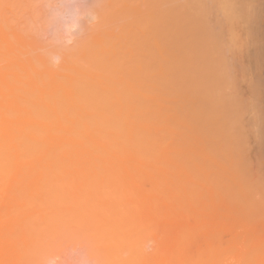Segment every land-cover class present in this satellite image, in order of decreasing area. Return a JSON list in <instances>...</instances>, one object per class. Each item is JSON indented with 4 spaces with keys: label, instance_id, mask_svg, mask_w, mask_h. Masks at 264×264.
I'll list each match as a JSON object with an SVG mask.
<instances>
[{
    "label": "rangeland",
    "instance_id": "rangeland-1",
    "mask_svg": "<svg viewBox=\"0 0 264 264\" xmlns=\"http://www.w3.org/2000/svg\"><path fill=\"white\" fill-rule=\"evenodd\" d=\"M34 1L0 0V264H264V0L245 1L246 5L247 2L249 5L251 4L250 8L252 10L255 8L254 20L251 25L244 24V28L242 27L243 23L241 25L239 23V26L236 25L240 27L238 32L233 30L234 32L230 35L233 37L235 33L239 34L240 36L235 35L239 38L238 43L231 45L230 39H228L230 29L225 30L227 33L224 32L223 38L224 41H229L231 49L225 50L224 59L229 63L230 76L235 81L231 85L217 87V89L213 87V83L215 85L218 70L216 67H206L208 64L205 65L204 63L207 61L214 62V59L210 51L209 53L206 52L205 55L201 51L205 46L211 45L213 40L199 33L193 35L195 31L190 17H193L195 12L188 10L191 0H179L183 2H181L182 4L188 2V5L184 4V6L186 5L185 10H182V5V9L178 8L181 15H177L178 11L176 9L178 6H175L180 2L177 1V3L176 0H174L177 3H174L175 6L170 3V0L169 2L165 0L167 4L172 5V8L171 5L168 8L164 0L163 5L158 0L157 6L160 3L162 6L157 7L154 5L155 7L152 6L153 9L152 11L149 10L150 12L146 8L147 3L151 6V0H142V4L145 3L144 5H141L140 0H137L139 1V7L144 6L140 8L144 10V13L135 6L136 10L141 11V15L144 14L143 17L145 16L144 19L140 20V26L137 25L140 30L134 28L136 26H134V23L142 17L135 8L133 10L136 13L133 12L135 15L138 13V16L135 17V21L132 12L133 25L130 22L132 19L128 15L131 11L130 8V11L126 9L127 14H123V16L120 14L122 21H120L119 16V18L117 17L116 13H119L118 11L115 13L116 17L115 14L113 15L114 18L119 19L118 24L113 22L114 18L110 14L111 21L108 14L110 7H107L110 0H106L107 2L104 0H60L62 2H60L61 6L59 0H54V7L52 5L53 0L51 3L50 0L49 2L47 0H37L36 3ZM123 1L125 2V0ZM123 1H118V4H116L119 11L121 8L124 11L131 4L125 3V7ZM40 2H43L42 5H40ZM44 2L46 3L45 6ZM86 2L88 5H92L91 2L98 4H94L98 6H96L98 9L93 7L98 12L97 16L94 10H91V12H94L95 17L89 13L90 11L86 13L91 8H87ZM47 3H50V7ZM78 3L79 6L76 7ZM100 5L104 7L99 8ZM118 5L121 7L120 9ZM249 5L247 6L249 7ZM60 7L62 8L60 9ZM130 7L133 6L130 5ZM162 7H167L164 10L166 12L164 15H160V13H163L161 11L158 12L159 14L157 13ZM56 8H59V10ZM170 8L172 11H176L172 13ZM36 9L38 11H35ZM40 9L43 14H46V16L44 14L45 17L39 12ZM43 9L48 13L44 12ZM73 9L79 10L77 14ZM187 11L188 13H186ZM30 12L31 15L37 13L35 14L38 16L35 17L34 15L33 20L37 21L39 18L38 25L40 28L36 24L37 22L35 24L31 22ZM58 12L61 13V16ZM147 12L150 13V17ZM174 13H176V16H174L175 21L173 20ZM106 14L110 18L106 21L107 23L105 22L107 20ZM183 14L189 15L183 16ZM26 17H31V20L26 21ZM59 17H61L63 23H60ZM203 17V22L210 26L211 21L207 23L206 19L211 20L213 13L206 14ZM214 17L213 23L216 19L215 14ZM188 18L189 22H187ZM40 19L41 23L43 22L42 27ZM96 19L98 22L102 19V22L100 21L101 26L96 25ZM123 19L127 21L124 22ZM143 20L147 25V28L146 25L144 26L145 30L141 26V24L144 25ZM176 20H178V23ZM27 22L28 24L31 22L32 27L30 26V30L26 27L29 26L26 24ZM147 22L152 25L150 26ZM173 22H176V25ZM113 23L114 25H112ZM180 23H185L182 25L185 27L187 25L188 28H182L183 26ZM213 23L211 26H213ZM61 24H65V27L62 28L63 25ZM179 24L181 27H179ZM33 25L35 28H33ZM128 25H131V27ZM167 25L170 27L169 29ZM45 26L46 29H44ZM176 26L179 28L174 29ZM255 26L257 28H253ZM80 28L85 29L84 34L87 35H83V30ZM33 29L35 30L33 31ZM154 29H158L157 32ZM79 30L80 32H78ZM127 30L132 34H128ZM30 31L35 33L34 37ZM141 31L143 34L140 36ZM76 32L80 34V38H83L84 46L81 44L82 39L80 40L78 37L79 34L73 36V33ZM90 32L93 33L88 36ZM100 32L102 35H100ZM134 34H137L136 37ZM124 35L127 37L126 40L129 38L128 42L132 41L133 44H127L126 40L123 39ZM138 35L140 38L137 37ZM85 36H88L89 39L92 36V38L89 40ZM255 36L256 38H254ZM120 37L122 39L119 41ZM77 38L79 43L76 40ZM146 39L147 41H145ZM52 40H58L57 45ZM135 40L141 41L144 49L153 40H157L160 45L157 43L154 47L150 44L147 46L148 50L146 49L143 52V47L138 42L134 43ZM110 41L117 43L116 45L119 46L121 42L124 44L121 43V47L118 46L119 48L112 44L115 46L113 48ZM142 41L146 43V46ZM86 43L89 49L85 46ZM108 43L111 46L104 47ZM59 44L60 46H58ZM53 45L56 48L55 51ZM163 45L168 50L166 48L164 50ZM127 46L134 47V51L129 50L131 48L127 49ZM123 47L125 51H133V54L136 55L126 51L129 57L125 56L126 53L123 52V54L120 51H124ZM136 47H140L138 48L139 53H137ZM158 48L161 51L163 50L164 54L157 51L160 50ZM189 48L190 51L192 50L191 52L188 51ZM59 49L65 54L62 55V58ZM103 49L107 52L110 51V53L103 51ZM69 50L73 51L69 52ZM78 50L81 53H78ZM55 52H58L60 56H57ZM103 52L104 55L107 54L108 58L101 54ZM158 52L163 55L159 54L158 56ZM70 53L74 57L76 55L78 58L83 59L82 62L79 61V66L81 65L82 69L78 66L77 57L75 59ZM141 53L145 59L140 60L142 61L140 65V61L137 60L138 64L135 62V56L139 57ZM116 54L123 65L125 64L123 60L126 61L127 57H131V63L128 60L126 63L130 65L133 63L136 68L137 65L142 66L141 69L139 67L136 69L144 70L143 72L138 71V75L142 80L138 75L135 78V76L132 77L127 73V76L125 74V72H129L126 71L127 66L126 64V67L122 65L124 71L120 69L122 66H120V61L116 60ZM94 56L98 59L101 57L102 60L100 58L96 61ZM162 56L164 59L161 58ZM71 57L75 61L77 60V65L74 64L75 62L73 63L74 59ZM69 59L72 61H70V65L67 62ZM149 59L153 61L149 63L151 61ZM63 60L65 65L61 64ZM85 61L89 63L87 66L84 63ZM162 61L165 63H162ZM154 62L156 63L154 64ZM199 63L202 65L200 66ZM152 64L155 66L154 69L158 67L162 69L163 67L165 73L163 70L158 71L159 75L157 76L158 73L154 71L158 69L154 70ZM185 64L186 66H184ZM89 65V69L94 66V68L92 67L93 70H85ZM145 66L146 70H148V67L150 68V73L145 71ZM202 66H205V69ZM179 67L181 68L178 70ZM75 68L81 72L76 71ZM133 70L130 73L135 75ZM66 71L71 72V74L75 73L76 76L68 74ZM119 71H121V75ZM151 71L157 77H154ZM176 71L178 74H176ZM135 73L137 74V72ZM142 73L146 76H143ZM151 74L154 78L150 76ZM62 75L64 78L61 77ZM91 75H94V78ZM46 77V80L49 79V81L45 80ZM119 77L122 79L120 80ZM131 77L132 79H130ZM169 77L171 78L169 79ZM123 78L132 80L134 87H130V83L127 84V80L125 81ZM138 78L142 83L137 80ZM162 78L167 80L161 81ZM145 80L147 81L146 87L144 86ZM157 81L163 83V86L161 87L162 84ZM136 82L140 85H136ZM175 82H180V84ZM151 83L152 85H149ZM24 84L28 88H25ZM125 84L128 89L130 88L132 95L136 94L139 88L144 95L147 93L145 94L146 89L144 91L143 88H148L150 91L153 89L150 94L155 93V96H157L156 93L159 90L161 96L163 94L162 98L160 96V100L164 102L160 103L159 100V102L154 103L156 101H154V98L158 99L159 97L154 96L153 98L149 95L153 98L154 107L151 104L152 102H149L151 100H147V95L146 97L140 96V92L137 93L140 98L137 94L134 95L135 97L131 95L134 99L126 98L125 94L129 91L127 87H124ZM90 85L91 89L94 88L93 90L90 88L84 90ZM135 85L140 87L137 89ZM202 85H206L207 88L205 87L204 90ZM152 86L158 88L157 91ZM170 87L171 89H169ZM161 88L163 90H160ZM108 91L111 93L108 94ZM202 91L207 92L203 93ZM116 92H119V94H116ZM105 93L109 95L108 97L106 94L108 98ZM120 93L123 97L125 96V100ZM206 94L209 96L207 97ZM86 95L88 98L85 97ZM104 95L105 97H103ZM211 95L212 98L210 99ZM119 96L122 99L117 98ZM213 96L215 97L213 98ZM228 96L231 98L234 96L237 103L227 101L226 97ZM54 97L60 100H56ZM90 97L93 100H98V102L92 103ZM144 97L146 102L143 101ZM101 98H105L106 100L103 99V101L106 102L104 103ZM141 98L143 102L139 101ZM89 101L91 102L89 103ZM56 102L59 105L64 104L66 109H63V106L61 108L55 107L58 105ZM100 102L103 104L100 105ZM167 102L171 103L172 107H169ZM86 103L87 107L91 105L89 109L86 107ZM115 103L117 106H114ZM71 104L75 105L72 106ZM110 104L116 108L114 109ZM161 104L165 106L163 109L160 107ZM151 105L152 108H157L158 112H156L157 109L156 111L151 109ZM93 106L98 108V113L95 112L96 109L92 108ZM166 106L167 109H165ZM137 107L139 108L137 109ZM105 108L106 111L108 109L107 113L109 112L110 115L108 113L107 116L106 111L103 112ZM127 109L128 111H126ZM135 109L139 112L138 114ZM182 109L184 110L182 111ZM64 110H67V113H64ZM161 110L165 111L164 114ZM40 111H45L46 114L40 113ZM186 111L188 115L185 114ZM127 113L132 116V119L131 116H127ZM156 113H161L162 117L161 115L157 116ZM41 114L42 116L45 114V117L39 116ZM102 115L106 117L102 119ZM64 116L67 118H63ZM176 116H179V119ZM136 117L140 119H135ZM141 118L149 121H142ZM167 120L169 122L171 120V124L165 123L168 122ZM174 120L176 125H173L175 126L172 125ZM179 120L180 122H178ZM139 121H141L140 124ZM141 123L143 125L146 123L147 126H144L148 129L144 130ZM186 123H188V126ZM104 124L109 127L104 126ZM127 124H130L129 127L126 126ZM78 125L81 127L80 131ZM111 125L113 126L111 127ZM131 125H135V129ZM160 125L166 131L164 128H158ZM86 127H88L87 130ZM90 127L91 129H89ZM124 127H127L128 130H125ZM139 127L141 129H138ZM151 127L154 133L161 129L159 134L151 133V129L149 130ZM133 129L136 130L135 133ZM168 131L172 133L169 134ZM103 133L108 135L106 134V137H103L105 136ZM150 134H153L152 139H150ZM173 138L177 139H174L175 141L180 139L179 143L176 142L177 146L174 145ZM166 140L168 142L171 140L172 142L169 143H173L172 145L175 147H172L171 144L169 146ZM180 142L186 144V147L179 145ZM117 145L118 147H116ZM167 146L168 148H166ZM148 148L151 149L147 150ZM148 151L149 153H147ZM205 159L208 161H205ZM218 174H221V177ZM115 187L118 188L115 190ZM92 229H97L98 234H92L90 232ZM117 244L119 246L120 244L124 245L122 248H117L119 247ZM116 245L117 250L114 247ZM96 252L100 259H98V256L96 257Z\"/></svg>",
    "mask_w": 264,
    "mask_h": 264
},
{
    "label": "bare ground",
    "instance_id": "bare-ground-1",
    "mask_svg": "<svg viewBox=\"0 0 264 264\" xmlns=\"http://www.w3.org/2000/svg\"><path fill=\"white\" fill-rule=\"evenodd\" d=\"M2 1H3V0H2ZM14 1H15V0H14ZM35 1L37 2V0H35ZM35 1H34V2H35ZM38 1H39V0H38ZM44 1H46V0H44ZM51 1H52V0H50V3H51ZM55 1H57V0H55ZM55 1H54V0L52 1V2H53V3H52L53 7L55 6ZM104 1H106V0H104ZM112 1H113V2H112ZM112 1H111V0L109 1V2H110V4L108 3L109 6L107 5L108 8L110 7V8H109V12H108L110 18H111V15H112V17L114 18V16L116 17V14H117V17L119 16L120 18H119V17H118V18L120 19V21H122L121 18H122V16H123V14H127V13H126V9H129V8H130L131 11H130V9H129V11L131 12V15H132V16L130 15V12H129L128 15H129V17H131L132 20L130 19V20H131L130 22H131L132 25H133L134 19H135V21H136V18H135V17L138 16V13H137V15H135L136 11L139 12V10H141V11H143V13H144V10L140 9V8H143L144 6L139 7V1H137V0H135V1H134V0H128V1L125 0V2H124L123 0H112ZM118 1H119V2H122V1H123L124 5H125V3H131V4H129V7H126V5H125L126 8H125V10L123 9L125 12L122 11V8L118 5V8H119V9L121 8L120 11H119V10L117 9V6H116V4H118ZM129 1H130V2H129ZM144 1H146V0H144ZM152 1H153V2H152ZM154 1H155V0H151V3H152L151 6H150L149 3H147V4L149 5V7H150V9H149L148 5H147V8L145 7L146 9H148L147 11H149V10L152 11L153 8H151V7H152V6H153V7L157 6V2H158V0L155 1L156 3H155ZM159 1H160L161 3L163 2V0H159ZM167 1L169 2V0H167ZM177 1L180 2V3L182 2V1L176 0V2H177ZM183 1H184V0H183ZM185 1H187V0H185ZM245 1H246V0H191V1H190V5H189L188 10H189V11H194V12H195V15H194V13H192V14L195 16V17L193 16L195 19H194L193 17H190V18H192L191 23L193 24V28H194L193 30L195 31V33L193 32V35L199 33V34L204 35L205 37L210 38V39L213 40V42H212L211 45H208V46H205V47L203 46L204 48H202L203 50H201V51H203L202 53H203L204 55L206 54V52L209 53V51H210V52H211V56H212L213 59H214V62H213V61H207V62H204V63H205V65L208 64V65H206V67H208V66H209V67H216L217 70H218V75H217V78H216L215 85H214V83H213V87H216V89H217V87L220 88V87H223V86L228 85V84L231 85V84H233V82L235 81V80H233L232 77L230 76V66H229V63L226 61V59H224V53H225V50L231 49V48L229 47V43H228L229 41H230L231 45H235L236 42H237V43L239 42V41H238L239 38H237V37L235 36V35L240 36L239 34H236V33H235V35H234L233 37L230 35V34H231L232 32H234V31H235V32H238V30H239L238 28H240V27H238V26H239V23H240V25H241V23H243V26H242V27L244 28V24L251 25L252 22H253V20H254V15H253V13H254L255 8H254V10H252V9L250 8V7H251V6H250L251 4L249 5L248 2H247V5H249V7H248V6L246 5V2H245ZM36 2H35V3H36ZM47 2H49V0H47ZM58 2H59V5H60V2H61V1L59 0ZM63 2H64V1H63ZM99 2H101V1H99ZM106 2H107V1H106ZM114 2H115V3H114ZM116 2H117V3H116ZM132 2H134V3H133L134 5L132 4ZM147 2H149V1H147ZM178 2H177V3H178ZM6 3H7V2H6ZM19 3H20V2H19ZM28 3H29V2H28ZM28 3H27V4H28ZM32 3H33V1H32ZM40 3H41V2H40ZM42 3H43V2H42ZM42 3H41L40 5H42ZM50 3H47V4L49 5ZM56 3H57V2H56ZM61 3H62V2H61ZM89 3H90V2H89ZM91 3H92V5L89 4L90 6L88 5L87 2L85 3L86 6H87V8H88V7H91L90 10L86 11V13L90 11L89 13L92 14V15H94V17H95V14H93L94 12H93V11L91 12V10L98 9V8H97V7H98V6H97L98 4H97L96 2L94 3V4H97V5H96L97 7H96V6L93 4V2H91ZM104 3H105V2H104ZM112 3H114V4L111 6ZM137 3H138V4H137ZM154 3H155V4H154ZM161 3H160V5H161ZM164 3H166V5H167L168 8H169V6H170L171 4H173V6H175V5H174V3H175L174 0H173V2H171V0H170V3H171V4H169V3L167 4V2H166L165 0H164ZM177 3H175V4H177ZM180 3H179V4H180ZM182 3H183V2H182ZM182 3H181L180 5L177 4V5L175 6V7L178 6L177 9H176V8H174V9H176V10L178 11V8H181V5H182V8H183V9H182V8H181V9H182V10H185L184 8L186 7V5H188V2H185V3H186L185 6H184L185 3H184V4H182ZM29 4H30V3H29ZM45 4H46V3L44 2V6H45ZM85 4H84V6H85ZM135 4H136V5H135ZM140 4H141V5H144L145 3L142 4V0H140ZM9 5H10V4H9ZM57 5H58V4H57ZM59 5H58V7H59ZM93 5H94V6H93ZM114 5H115V9H116V10L114 9ZM130 5H132L133 7H130ZM154 5H155V6H154ZM160 5H159V6H160ZM162 5H163V3H162ZM162 5H161V6H162ZM166 5H165V6H166ZM15 6H16V5H15ZM60 6H61V5H60ZM66 6H67V5H66ZM77 6H79V3L76 5V7H77ZM101 6H102V5H100L99 8H100ZM135 6H136V8L139 9V10H136ZM145 6H146V5H145ZM159 6H157V7H159ZM179 6H180V7H179ZM49 7H50V5H49ZM56 7H57V6H56ZM67 7H68V6H67ZM67 7H66V8H67ZM80 7H81V6H80ZM93 7H94V9H93ZM95 7H96V8H95ZM103 7H104V6H102L101 8H103ZM167 7H165V8H167ZM1 8H2V7H1ZM43 8H45V7H43ZM47 8H48V7H47ZM61 8H62V7H60V9H61ZM87 8H86V9H87ZM105 8H106V7H105ZM133 8H135L136 11H134ZM162 8H163V11H162ZM162 8H160V9L158 8L159 11H157V13H158V12L160 13V11L163 12V13H160V15H161V14L164 15V14L166 13V12L164 11L165 8H164V7H162ZM171 8H172V5H171ZM171 8H170V11H172ZM249 8H250L251 10H250ZM53 9H54V8H53ZM56 9H57V8H56ZM67 9H68V8H67ZM77 9H78V8H77ZM81 9H82V8H81ZM88 9H89V8H88ZM106 9H107V8H106ZM111 9H113V10H111ZM146 9H145V10H146ZM174 9H173V10H174ZM181 9H180V11H181ZM45 10H46V9H45ZM49 10H50V9H49ZM49 10H48V11H49ZM57 10H59V8H58ZM57 10H56V11H57ZM73 10H74V9H73ZM84 10H85V9H84ZM154 10H155V9H154ZM167 10H168V9H167ZM176 10H174V11H176ZM186 10H187V9H186ZM10 11H11V9H10ZM35 11H38V9H36ZM43 11H44V9H43ZM54 11H55V10H54ZM74 11H75L76 14H77V12H78L79 10H74ZM94 11L96 12V16H97V15H98V12H97L96 10H94ZM99 11H100V10H99ZM107 11H108V9H107ZM117 11H118L119 13H116ZM133 11H134L135 13H134ZM141 11H140V12H141ZM150 11H149V12H150ZM168 11H169V10H168ZM174 11H172V13H173ZM2 12H3V11H2ZM33 12H34V11H33ZM33 12H32V13H33ZM39 12H41V14H43V12H42L41 9H40ZM39 12H38V14H40ZM44 12H47V11H44ZM61 12H62V10H61ZM83 12H84V11H83ZM112 12H113V14H112ZM127 12H128V11H127ZM132 12H133V14H134V17H133ZM140 12H139V13H140ZM155 12H156V11H155ZM181 12H182V11H181ZM5 13H6V12H5ZM35 13H36V12H35ZM35 13H33V15H31V12H30V15H31V17H32V18H31V17H30V18L32 19L31 22H32L33 24H35V23L37 22L36 24L38 25V24H39V23H38V19H39V18L37 17V18H38L37 21L33 20V19H34V17H33L34 15H35V17L38 16V15H36L37 13H36V14H35ZM47 13H48V12H47ZM56 13H57V12H56ZM58 13H59V12H58ZM79 13H80V12H79ZM81 13H82V10H81ZM84 13H85V12H84ZM115 13H116V14H115ZM147 13H148V12H147ZM159 13H158V14H159ZM176 13H177V12H176ZM176 13H174V15L172 14L173 17L176 16V15H175ZM186 13H188V11H187ZM209 13H213V18H212L211 20H207V19H206L207 23H208L209 21H211V24H212V23H213L212 20L215 18V17H214V14H215V16H216V19H215V21H214V23H213V26H211V24H210V26H209V24H208V26H207V24H205V22H203V20H202V19L204 18L203 16H205L206 14H209ZM27 14H29V13H27ZM41 14H40V17H41ZM44 14H45V13H44ZM44 14H43V16H44ZM59 14H60L59 16H61V13H59ZM62 14H63V13H62ZM90 14H89V15H90ZM110 14H111V15H110ZM114 14H115V15H114ZM118 14H119V15H118ZM120 14H121L122 16H121ZM141 14H142V13H140L139 15L142 16V17H141V18L139 17L140 19H139V21L135 22L136 24L134 23V26L136 25L134 28L139 29V27H138L137 25L139 24V26H140V20H141V19H144V17H145V16L143 17L144 14H143V15H141ZM149 14H150V13H148V15H149ZM158 14H157V15H158ZM178 14L181 15V13H180L179 11H178L177 15H178ZM63 15H64V14H63ZM87 15H88V14H87ZM89 15H88V16H89ZM106 15H107V14H106ZM106 15H105V16H106ZM113 15H114V16H113ZM148 15L146 14V16H147L146 18H147V19H148ZM166 15H167V14H166ZM184 15H185V14H183V16H184ZM186 15H189V14H186ZM186 15H185V16H186ZM4 16H5V15H4ZM45 16H46V14H45ZM45 16H44V17H45ZM48 16H49V15H48ZM73 16H74V15H73ZM78 16H79V15H78ZM83 16H84V15H83ZM90 16H91V15H90ZM150 16H151V15H149V17H150ZM153 16H154V14H153ZM256 16H257V15H256ZM69 17H70V16H69ZM74 17H77V16L75 15ZM94 17H93V18H94ZM102 17L104 18V16H102ZM107 17H108V15L106 16V19H107V20L104 19L105 22L108 21V20L110 19L109 17H108V18H107ZM132 17H133L134 19H133ZM161 17H162V16H161ZM166 17H168V16H166ZM170 17H171V14H170ZM30 18L26 17V21H30V20H31ZM60 18H61V17H59L58 19H60ZM79 18H80V17H79ZM118 18H117V19L114 18L113 22H114V23L117 22V24H118V22H119V19H118ZM155 18H156V17H155ZM176 18H177V17H176ZM186 18H187V17H186ZM186 18H183V19L187 20ZM27 19H28V20H27ZM35 19H36V18H35ZM98 19H99V18H98ZM137 19H138V17H137ZM165 19H167V18H165ZM0 20H1V19H0ZM71 20H73V19H71ZM101 20H102V19H101ZM101 20H100V21H101ZM110 20L112 21V18H111ZM145 20H146V19H145ZM151 20L153 21L152 18H151ZM160 20H161V19H160ZM170 20H171V19H170ZM173 20L175 21V17H174ZM173 20H172V21H173ZM181 20H182V19H181ZM181 20H180V21H181ZM39 21H40V24H41V27H42L43 22L41 23V19H40ZM42 21H43V20H42ZM60 21H61L60 23H63V22H62V21H63L62 19H60ZM96 21H97V19H96ZM100 21H99V22L97 21V23H99V24L96 23V25H100V23L102 22V21H101V22H100ZM123 21L126 22L127 20L125 21V20L123 19ZM149 21H150V19H149ZM152 21H151V23H152ZM154 21H155V20H154ZM176 21H177V23H178V20H176ZM192 21H193V22H192ZM204 21H205V20H204ZM2 22H3V20H2ZM8 22H9V21H8ZM31 22H29V23L31 24ZM45 22H46V21H45ZM47 22H48V21H47ZM143 22H144V20H143ZM163 22H164V20H163ZM187 22H189V18H188V21H187ZM5 23H6V22H5ZM74 23H75V22H74ZM91 23H92V22H91ZM106 23H107V22H106ZM114 23H113L112 25H114ZM127 23H128V22H127ZM145 23H146V22H144V25L141 24V26H142V28H144V30H145V27H144V26L146 25ZM151 23L149 24V23L147 22V24H149L150 26L152 25ZM173 23H174V22H173ZM6 24H7V23H6ZM26 24L29 25V26H26V27H28V29L30 30V29H31L30 26L32 27V25L28 24V22H27ZM55 24H56V21H55ZM75 24H76V23H75ZM158 24H160V23H158ZM158 24H156V25H158ZM164 24H165V23H164ZM169 24H170V23H169ZM174 24L176 25V22H175ZM180 24H181V23H180ZM180 24H179V25H180ZM182 24H183V23H182ZM182 24H181V25H182ZM184 24H185V23H184ZM184 24H183V25H184ZM237 24H238V26H236ZM44 25H45V24H44ZM47 25H48V24H47ZM49 25H50V24H49ZM51 25H52V24H51ZM51 25H50V26H51ZM61 25H63V24H61ZM64 25H65V24H64ZM64 25L61 26V27H62V28L65 27ZM89 25H90V24H89ZM162 25H163V24H162ZM179 25H178V26H179ZM181 25H180L179 27H181ZM183 25H182V26H183ZM188 25H189V24H188ZM33 26H34V25H33ZM56 26H57V25H56ZM71 26H72V25H71ZM100 26H101V25H100ZM107 26H108V25H107ZM128 26L131 27V25H128ZM160 26H161V24H160ZM163 26H164V25H163ZM167 26H168V25H167ZM178 26H176V28H174V29L179 28ZM38 27L40 28L39 25H38ZM72 27H73V26H72ZM91 27H92V26H91ZM97 27H98V26H97ZM97 27H96V28H97ZM113 27H115V26H113ZM116 27H120V26H116ZM125 27H126V26H124V28H125ZM154 27H155V26H154ZM165 27H166V26H165ZM165 27H163V28H165ZM184 27H185V26H183L182 28H184ZM186 27L188 28L187 25H186ZM186 27H185V28H186ZM189 27H190V26H189ZM208 27H209V28H208ZM211 27H212V28H211ZM33 28H35V26H34ZM43 28H44V27H43ZM43 28H42V29H43ZM46 28H47V27L45 26L44 29H46ZM53 28H54V27H53ZM53 28H52V29H53ZM56 28H58V27H56ZM83 28H84V26H83ZM98 28H99V27H98ZM124 28H123V29H124ZM126 28L128 29V27H126ZM142 28H141V29H142ZM146 28H147V25H146ZM151 28H152V27H151ZM157 28H158V27H157ZM160 28H161V27H160ZM160 28H159V29H160ZM169 28H170V27L168 26V29H169ZM236 28H237V29H236ZM253 28H257V27L255 26V27H253ZM36 29H37V28H36ZM74 29H75V28H74ZM76 29H77V28H76ZM80 29L83 30L82 28H80ZM89 29H90V28H89ZM131 29H132V28H131ZM174 29H172V30H174ZM226 29H230V31H228V30H226ZM235 29H236V30H235ZM26 30H27V29H26ZM34 30H35V29H33V31H34ZM84 30H85V29H84ZM84 30L82 31V34H83V35H87V34H84V32H86V31H84ZM86 30H87V29H86ZM90 30H91V29H90ZM105 30H106V29H105ZM134 30H136V29H134ZM134 30H133V31H134ZM139 30H140V29H139ZM139 30H138V31H139ZM142 30H143V29H142ZM146 30H147V29H146ZM154 30H155V29H154ZM156 30H158V29H156ZM156 30H155V31H156ZM225 30L228 31V35H230V37L228 38V39H230V40H229L228 42L224 41V38H223ZM233 30H234V31H233ZM76 31H77V30H76ZM127 31H128V30H127ZM248 31H250V30L248 29ZM30 32H31V31H30ZM30 32H29V33H30ZM35 32H36V31H35ZM78 32H80V30H79ZM78 32L73 33V36H75L76 34L78 35V34H79ZM87 32L89 33V31H87ZM102 32H103V31H102ZM136 32H137V31H136ZM141 32H142V31H141ZM144 32H145V31H144ZM156 32H157V31H156ZM173 32H174V31H173ZM177 32H179V31H177ZM40 33H41V30H40ZM42 33H43V32H42ZM44 33H45V32H44ZM92 33H93V32H90V34H88V36L91 35ZM145 33H146V32H145ZM148 33H149V32H148ZM171 33H172V32H171ZM181 33H183V32H181ZM189 33H190V32H189ZM226 33H227V32H225V34H226ZM254 33H255V32H254ZM254 33H253V34H254ZM31 34H32V36L35 35V33H33V32H31ZM51 34H52V33H51ZM128 34H132V32L129 33V31H128ZM139 34H140V33H139ZM142 34H143V32L140 34V36H141ZM146 34H147V33H146ZM149 34H150V33H149ZM149 34H148V35H149ZM187 34H188V33H187ZM255 34H256V33H255ZM45 35H47V34L45 33ZM100 35H102L101 32H100ZM109 35H110V36H113L112 34H109ZM135 35H137V34H134V36H135ZM150 35H151V34H150ZM172 35H173V34H172ZM251 35H252V33H251ZM79 36H80V34L78 35V37H79ZM88 36H87V37L85 36V37H86L87 39H89ZM116 36H117V35H116ZM134 36H133V37H134ZM151 36H152V35H151ZM156 36H158V35H156ZM175 36H176V35H175ZM180 36H181V35H180ZM33 37H34V36H33ZM47 37H48V36H47ZM55 37H56V36H55ZM58 37H59V36H58ZM94 37H96V36H94ZM128 37H130V35H128ZM135 37H136V36H135ZM137 37H139V35H138ZM170 37H171V36H170ZM252 37H253V35H252ZM49 38H50V37H49ZM49 38H48V39H49ZM79 38H80V37H79ZM91 38H92V36H91ZM91 38H90L89 40H91ZM96 38H97V37H96ZM103 38H104V37H103ZM126 38H127V37L124 35V38H123V39L126 40ZM130 38H131V37H130ZM139 38H140V37H139ZM141 38H142V37H141ZM144 38H145V37H144ZM186 38H187V37H186ZM254 38H256V36H255ZM81 39H82V40H81ZM106 39H107V38H106ZM114 39H115V38H114ZM121 39H122V38L120 37V38H119V41H120ZM133 39H134V38H133ZM142 39H143V38H142ZM161 39H163V38H161ZM171 39H172V38H171ZM49 40H50V39H49ZM76 40H77V42L79 43L78 38H77ZM80 40L82 41V43H81V41H80V43L83 45V43H84L83 38H80ZM92 40H94V39H92ZM97 40H98V38H97ZM128 40H129V38H128ZM128 40H126L125 42H126L127 44H131L132 41L130 40L131 42L129 43ZM138 40H139V39H138ZM140 40H141V39H140ZM151 40H152V39H151ZM163 40H164V39H163ZM172 40H174V39H172ZM183 40H184V39H183ZM186 40H187V39H186ZM189 40H190V39H189ZM47 41H48V40H47ZM52 41H53V40H52ZM54 41H55V40H54ZM54 41H53V42H54ZM57 41H58V40H57ZM57 41H55L54 43L56 44ZM60 41H61V40H60ZM145 41H147V39H146ZM175 41H176V39H175ZM181 41H182V40H181ZM38 42H39V40H38ZM110 42H111V41H110ZM112 42H113V41H112ZM112 42H111V45H112V44H113V45H116V44H117V43L115 44V43H112ZM115 42H116V41H115ZM136 42H138V41L135 40L134 43H136ZM142 42H144V41H142ZM149 42H150V41H149ZM152 42H153V43H152ZM152 42H150L151 46H154V47H155V45H156L157 43H158V45H160L159 42H157V40H155V41L153 40ZM154 42H155V44H154ZM170 42H171V41H170ZM173 42H174V41H173ZM178 42H179V41H178ZM49 43H50V42H49ZM121 43H123V42H121ZM121 43H120V46H119V45H116V46H117V47H118V46L121 47ZM140 43H141V41H139L138 44H139L140 46L143 47V44H142V43L140 44ZM41 44H42V42H41ZM93 44H94V43H93ZM109 44H110V43L105 44L104 47H106V46H111V45H109ZM123 44H124V43H123ZM123 44H122V46H124ZM132 44H133V43H132ZM138 44H137V45H138ZM144 44H145V46H146V43H145V42H144ZM150 44H148L147 46H149ZM152 44H153V45H152ZM165 44H166V42H165ZM165 44H164V45H165ZM56 45H57V44H56ZM95 45H96V44H95ZM113 45H112V47L114 48L115 46H113ZM158 45H157V46H158ZM164 45H163V47H164ZM168 45H169V44H168ZM171 45H172V44H171ZM173 45H175V44H173ZM231 45H230V46H231ZM41 46H42V45H41ZM51 46H52V45H51ZM58 46H60V44H59ZM64 46H65V45H64ZM83 46H84V45H83ZM85 46H87V43H86ZM134 46H135V45H134ZM147 46H146V49H147ZM151 46H150V47H151ZM191 46H192V45H191ZM53 47H54V45H53ZM87 47H88V46H87ZM87 47H86V48H87ZM92 47H93V46H92ZM95 47H96V46H95ZM119 47H118V48H119ZM127 47H128V46H127ZM160 47H161V46H160ZM200 47H201V46H200ZM58 48H59V47H58ZM60 48H61V47H60ZM66 48H67V46H66ZM68 48H69V47H68ZM129 48H131V49H129ZM133 48H134V47H133ZM133 48L129 46L127 49H129V50H133ZM138 48H140V47H138ZM138 48L136 47V49H137V50H136L137 53H139V49H138ZM148 48H149V47H148ZM151 48H153V47H151ZM165 48H166V47H164V50H165ZM183 48H184V47H183ZM192 48H193V47H192ZM55 49H56V48L54 47V51H55ZM87 49H89V47H88ZM92 49H93V48H92ZM106 49H107V48H106ZM110 49H112V48L110 47ZM110 49H109V50H110ZM120 49H121V48H120ZM120 49H119V50H120ZM123 49H124V51L120 50L122 53H123V52L126 53V51H128V50L125 51V48H124V47H123ZM146 49H144V47H143V52H144V50H146ZM156 49H157V48H156ZM158 49H160V48H158ZM166 49H167V48H166ZM198 49H199V48H198ZM59 50H60V49H59ZM63 50H64V49H63ZM80 50L83 51L82 49H80ZM90 50H91V49H90ZM107 50H108V49H107ZM107 50L103 49V51H105V52H107ZM116 50H117V48H116ZM119 50H118V51H119ZM147 50H148V49H147ZM149 50H150V48H149ZM167 50H168V49H167ZM167 50H166V51H167ZM183 50H184V49H183ZM56 51H57V50H56ZM72 51H73V50H71V51L69 50V52H72ZM81 51L79 52V50H78V53H81ZM93 51H94V50H93ZM99 51L101 52V50H99ZM112 51H113V49H112ZM120 51H119V52H120ZM133 51H134V50H133ZM133 51H128V52H129V53L132 52L131 54H133ZM152 51H154V50H152ZM157 51H160V52H162V53L164 54L163 50L161 51V49H160V50H157ZM180 51H181V50H180ZM188 51H190V48L188 49ZM188 51H187V52H188ZM191 51H192V50H191ZM191 51H190V52H191ZM196 51H197V50H196ZM84 52H85V51H84ZM97 52H98V51H97ZM108 52L110 53V51H108ZM108 52H107V53H108ZM119 52H118V54H119ZM121 52H120V53H121ZM128 52H127V53H128ZM155 52H156V51H155ZM160 52H158V56H159ZM176 52H178V51H176ZM193 52H194V51H193ZM198 52H199V51H198ZM51 53H52V52H51ZM55 53H57V54H56L57 56H60V55H61V58H62V55H65L64 52H63V53L61 52V50H60V55H59L58 52H55ZM61 53H62V54H61ZM76 53H77V51H76ZM78 53H77V54H78ZM86 53H87V52H86ZM92 53H93V52H92ZM113 53H115V52H113ZM113 53H112V54H113ZM122 53H121V55H122ZM127 53L125 54V56L127 55ZM145 53H146V51H145ZM148 53H151V52H148ZM162 53H161V54H162ZM166 53H168V52H166ZM169 53H170V51H169ZM174 53H175V52H174ZM199 53H201V52H199ZM84 54H85V53H84ZM96 54H97V53H96ZM101 54L104 55V52L101 53ZM101 54H99V55L101 56ZM112 54H111V56L113 57ZM123 54H124V53H123ZM134 54H135V53H134ZM134 54H133V55H134ZM152 54H154V53H152ZM161 54H160V55H161ZM163 54H162V55H163ZM181 54H182V53H181ZM196 54H197V53H196ZM203 54H202V55H203ZM70 55H71V53H70ZM106 55H107V54H106ZM106 55H104V56L107 57ZM121 55L119 54V56H121ZM135 55H136V54H135ZM156 55H157V54H156ZM71 56L74 57V55H71ZM82 56H83V55H82ZM104 56H103V57H104ZM115 56L117 57V54H116ZM127 56L129 57V55H127ZM165 56H166V55H165ZM169 56H170V55H169ZM174 56H175V55H174ZM63 57H64V56H63ZM72 57H71V58H72ZM75 57H77V56L75 55ZM75 57H74V58H75ZM94 57H95V56H94ZM128 57H127L126 61L128 60V62L130 61V63H131L132 58H131V57L128 58ZM132 57H133V56H132ZM140 57H141V58H140ZM143 57H144V56L142 55V53L139 54V57H138V56H135V60H136L135 62L138 64V63H139L138 61H140V60H142V59H145V57H144V58H143ZM147 57H148V56H147ZM167 57H168V56H167ZM64 58H65V57H64ZM74 58H72V59H74ZM79 58H80V57H79ZM79 58L77 57V60H78V66H79V61L82 62V60H83V59H81V58L79 59ZM82 58H84V57H82ZM91 58H92V57H91ZM91 58H88V59L90 60ZM100 58H101V57H100ZM100 58H99V59H100ZM107 58H108V57H107ZM107 58H106V59H107ZM148 58H149V57H148ZM161 58L164 59L163 56H162ZM75 59H76V58H75ZM75 59L73 60V63L75 62L74 64L77 65V60L75 61ZM84 59H85V58H84ZM92 59H93V58H92ZM97 59H98V58L95 57V60H96V61L99 60V59H98V60H97ZM119 59H120V58L117 57L116 60H119ZM133 59H134V57H133ZM168 59H169V57H168ZM101 60H102V58H101ZM116 60H115V62H116ZM122 60H123V59H122ZM137 60H138V61H137ZM149 60H151V59H149ZM201 60L203 61V59H201ZM70 61H71L70 59H69V61H67V62H69L68 65H70ZM113 61H114V60H113ZM119 61H120V60H119ZM126 61L123 60V62H125V64H126L127 67L125 66V64H124V65H123V63L121 64V61H120V66H122V65L125 66V67L127 68L126 71H129V72H125V74L127 75V73H129L128 75H130V76H132V77L135 76V78H137V77L139 76V78H140V75H138V74H139L138 71H142V72L144 71L143 69L140 70L142 66L139 67V66L137 65V68L139 67L140 69L136 70L137 68H136L135 66H133V63L130 65V64L126 63ZM133 61H134V60H133ZM133 61H132V62H133ZM152 61H153V60H151L149 63H151ZM158 61H159V60H158ZM158 61H156V62H158ZM172 61H173V60H172ZM199 61H200V60H199ZM205 61H206V60H205ZM67 62H66V63H67ZM71 62H72V61H71ZM89 62H90V61H89ZM91 62H92V61H91ZM107 62H108V60H107ZM135 62H134V63H135ZM141 62H142V61H140V65H141ZM156 62H154V64H155ZM200 62H201V61H200ZM63 63H64V60H63ZM63 63H61V64H62V65H65V63H64V64H63ZM73 63H72V65H73ZM84 63H85L86 66L89 64L88 62L86 63V61H85ZM103 63H104V62H103ZM117 63H118V61H117ZM117 63H116V64H117ZM160 63H161V62H160ZM162 63H165V62L162 61ZM190 63H191V62H190ZM190 63H189V64H190ZM204 63H203V65H204ZM81 64H83V63H81ZM104 64H105V63H104ZM109 64H110V63H109ZM118 64H119V63H118ZM154 64H152V68H153V69H154V67H155ZM168 64H169V63H168ZM173 64H174V63H173ZM199 64H200V63H199ZM85 65H84V66H85ZM110 65H111V64H110ZM143 65H144V63H143ZM145 65H146V63H145ZM147 65L149 66L148 63H147ZM159 65H160V66H163V65H161V64H159ZM169 65H170V64H169ZM178 65H179V64H178ZM201 65H202V64H200V66H201ZM66 66H67V65H66ZM78 66H76V67H78ZM80 66H81V65H80ZM80 66H79V67H80ZM84 66H83V67H84ZM123 66H122V68H120V69L124 71ZM130 66L132 67V69H131ZM171 66H172V64H171ZM184 66H186V64H185ZM89 67H90V65H89L85 70L89 69ZM92 67L94 68V66H92ZM92 67H91L90 69H92ZM133 67H134V70H133ZM143 67H144V66H143ZM149 67H151V66H149ZM149 67H148V70H146V66H145L144 69H145V71H148V72L150 73V70H149L150 68H149ZM172 67H173V66H172ZM175 67H176V66H175ZM187 67H188V66H187ZM202 67H203V66H202ZM202 67H201V68H202ZM61 68H62V67H61ZM73 68H74V66H73ZM80 68H81V67H80ZM118 68H119V67H118ZM129 68H130V70H129ZM165 68H166V66H165ZM180 68H181V67H179L178 70H179ZM203 68L205 69V66H204ZM64 69H65V68H64ZM81 69H82V68H81ZM90 69H89V70H90ZM155 69H158V70H155ZM155 69H154L155 71H154V70H153V71L156 72V73H158V71L161 72V71L163 70V67H162V69H161L160 67L155 68ZM160 69H161V70H160ZM170 69H171V68H170ZM174 69H175V68H174ZM69 70H70V69H69ZM75 70H76V71H80V70H78V69H76V68H75ZM92 70H93V69H92ZM131 70H133V72H134L133 74H135V75H132V74L130 73ZM197 70H198V69H197ZM63 71H65V70H63ZM76 71H73V72H76ZM99 71H100V70H99ZM99 71H98V73H99ZM105 71H106V70H105ZM163 71H164V70H163ZM169 71H170V70H169ZM169 71H168V72H169ZM172 71H173V70H172ZM201 71H202V70H201ZM66 72H67V71H66ZM80 72H81V71H80ZM87 72H89V71H87ZM112 72H113V71H112ZM120 72H121V71H119V74L121 75ZM135 72H137V74H136ZM67 73H68V72H67ZM94 73H95V72H94ZM101 73H102V72H101ZM101 73H100V74H101ZM114 73H115V72H114ZM122 73H123V72H122ZM151 73H152V71H151ZM156 73H155V74H156ZM164 73H165V71H164ZM173 73H174V72H173ZM68 74H71V72L68 73ZM78 74H79V73H78ZM89 74H90V73H89ZM102 74H103V73H102ZM102 74H101V75H102ZM142 74H143V73H142ZM152 74H153V73H152ZM152 74L150 75L151 77H153ZM161 74H162V73H161ZM176 74H178L177 71H176ZM71 75H75V73H72ZM114 75H116V74H114ZM123 75H124V74H123ZM128 75H127V76H128ZM137 75H138V76H137ZM153 75H154V74H153ZM156 75L158 76L159 73L156 74ZM156 75H154V77H157ZM75 76H76V75H75ZM84 76H85V75H84ZM84 76H83V77H84ZM93 76H94V75H93ZM93 76L91 75V77H93ZM124 76H125V75H124ZM136 76H137V77H136ZM143 76H146V74H143ZM162 76H163V75H162ZM232 76H233V75H232ZM54 77H55V76H54ZM61 77H63V75H62ZM68 77H69V76H68ZM108 77H109V76H108ZM132 77H131L130 79H132ZM154 77H153V78H154ZM205 77H206V75H205ZM48 78H50V77H48ZM52 78H53V77H52ZM58 78H59V77H58ZM63 78H64V77H63ZM74 78H75V77H74ZM76 78H77V77H76ZM80 78H81V76H80ZM84 78H85V77H84ZM93 78H94V77H93ZM127 78L129 79V77H127ZM139 78H138L137 80H139V81L142 83V81H141L142 79L140 78V79H141V80H140ZM170 78H171V77H169V79H170ZM199 78H201V77H199ZM41 79H43V78H41ZM46 79H47V77L45 78V80H46ZM77 79H78V78H77ZM86 79H87V78H86ZM86 79H85V80H86ZM115 79H117V77H115ZM119 79L121 80L122 78L119 77ZM119 79H118V80H119ZM158 79H159V78H158ZM193 79H194V78H193ZM207 79H208V78H207ZM82 80H83V79H82ZM95 80H97V79H95ZM95 80H94V81H95ZM123 80H125V79L123 78ZM126 80H127V79H126ZM126 80H125V81H126ZM166 80H167V79H165V80H163V78L161 79V81H166ZM190 80H191V79H190ZM203 80H204V79H203ZM41 81H42V80H41ZM46 81H49V79L46 80ZM46 81H45V82H46ZM64 81H65V79H64ZM70 81H71V80H70ZM97 81H98V80H97ZM112 81H113V80H112ZM127 81H128V82H127ZM127 81H126V83H127V84L130 83V85H131L130 87H132V86H133V85H132V80H127ZM129 81H130V82H129ZM133 81L135 82L136 80H133ZM139 81H138V82H139ZM174 81H175V79H174ZM178 81H179V80H178ZM188 81H189V80H188ZM188 81H187V82H188ZM191 81H192V80H191ZM197 81H198V80H197ZM200 81H201V80H200ZM204 81H206V80H204ZM204 81H202V82H204ZM90 82H91V81H90ZM95 82H96V81H95ZM95 82H94V84H95ZM99 82H100V81H99ZM121 82L124 84L123 81H121ZM138 82H136L135 84H136V85H140V84H139L140 82H139V83H138ZM146 82H147V81L145 80V82H144V86H145V87L147 86V83H146ZM157 82H159V81H157ZM206 82H207V81H206ZM46 83H47V82H46ZM100 83H101V82H100ZM115 83H116V80H115ZM137 83H138V84H137ZM153 83H154V82H153ZM155 83H156V82H155ZM175 83H176V82H175ZM181 83H183V82H181ZM184 83H185V82H184ZM207 83H208V82H207ZM44 84H45V83H44ZM68 84H71V83H68ZM73 84H74V83H73ZM85 84H86V83H85ZM87 84H89V83H87ZM97 84H98V82H97ZM97 84H96V85H97ZM159 84H162L161 87L163 86V83H160V82H159ZM164 84H165V83H164ZM176 84H180V82H177ZM176 84H174V85H176ZM191 84H192V83H191ZM211 84H212V83H211ZM65 85H66V84H65ZM112 85H113V84H112ZM117 85H118V83H117ZM125 85H126V84H125ZM125 85H124V87H127V89H128V86H127V85L125 86ZM136 85H135V87L138 89L140 86L138 87V86H136ZM141 85H142V84H141ZM149 85H152V83L149 84ZM156 85H158V84H156ZM156 85H154V86H156ZM169 85H170V84H169ZM174 85H173V86H174ZM194 85H195V84H194ZM207 85H208V84H207ZM24 86H25V84H24ZM83 86H84V85H83ZM85 86H86V85H85ZM87 86H88V85H87ZM103 86H104V85H103ZM110 86H111V84H110ZM154 86H152V87L157 91L158 88L156 89ZM209 86H210V84H209ZM21 87H22V86H21ZM26 87H27V85L25 86V88H26ZM50 87H51V86H50ZM68 87H69V86H68ZM68 87H66V88H68ZM70 87H71V86H70ZM99 87H100V86H99ZM99 87H98V88H99ZM112 87L114 88V86H112ZM118 87H119V86H118ZM133 87H134V86H133ZM158 87H160V86H158ZM167 87H168V86H167ZM182 87H184V86H182ZM188 87H189V85H188ZM194 87H195V86H194ZM199 87H201V86H199ZM202 87H204V90L207 88L206 85H205V86L202 85ZM205 87H206V88H205ZM23 88H24V87H23ZM27 88H28V87H27ZM80 88H82V87H80ZM89 88L91 89V85H90L88 88H87V87L84 88V90H85V89H89ZM92 88H93V86H92ZM100 88H101V87H100ZM110 88H111V87H110ZM116 88H117V87H116ZM149 88H150V87H149ZM176 88H177V87H176ZM71 89H72V88H71ZM73 89H74V87H73ZM93 89H94V88H93ZM93 89H91V90H93ZM96 89H97V88H96ZM103 89H104V88H103ZM145 89H146L145 94L147 93L146 95H147V98H148V99H147V98H146V99H147L148 101L151 100V101H149V102H152V101H153V98H154V96H155V95H154L155 93H153V95L150 94V93L152 92L153 89H151V91H150V89H148V88H143L144 91H145ZM169 89H171V87H170ZM112 90H113V89H112ZM118 90H119V89H118ZM118 90H117V91H118ZM133 90L136 91L134 88H133ZM160 90H163V89L161 88ZM167 90H168V89H167ZM179 90H180V88H179ZM105 91H106V90H105ZM110 91H111V90H110ZM110 91H108V94L111 93ZM114 91H116L115 88H114ZM128 91L130 92V88L128 89ZM141 91H142V90H140V88H139V91H138V92L136 91V92H137L138 94H139V92H140V93H141V94H139L140 96L142 95V96H145V97H146V95H144V93L141 92ZM147 91H149V92H147ZM165 91H166V89H165ZM173 91H174V90H173ZM176 91H177V90H176ZM190 91H191V89H190ZM216 91H217V90H216ZM85 92H86V91H85ZM87 92H88V90H87ZM93 92L95 93V92H98V91H93ZM124 92H125V91H124ZM124 92H123V93H124ZM129 92H128V93L125 92V93H127V94H125V95H126V98H127V97H128V98H132V97H131L132 94H131V92H130V94H129ZM153 92H154V91H153ZM161 92H162V91H161ZM170 92H171V91H170ZM177 92H178V91H177ZM179 92H180V91H179ZM183 92H184V91H183ZM191 92H192V91H191ZM202 92H203V91H202ZM202 92H201V93H202ZM206 92H207V91H206ZM206 92H203V93H206ZM210 92H212V91L210 90ZM219 92H220V91H219ZM232 92H233V91H232ZM56 93H57V92H56ZM59 93H60V92H59ZM76 93H77V92H76ZM88 93H89V92H88ZM94 93H93V94H94ZM98 93H99V92H98ZM137 93H136V94H137ZM159 93H160V92H159V90H158V92L156 93V95H157L159 98H158V99H155V98H154V101L156 100L155 102L153 101L154 103L159 102V100H160V96H161V93H160V94H159ZM187 93H188V90H187ZM201 93H200V94H201ZM225 93H226V92H225ZM80 94H81V92H80ZM106 94H107V93H105V95H106ZM108 94H107V95H108ZM116 94H119V92H118V93L116 92ZM136 94L134 93L132 96H134V95H136ZM138 94H137V96H138ZM166 94H167V91H166ZM177 94H178V93H177ZM188 94H189V93H188ZM208 94H209V93H208ZM217 94H218V93H217ZM221 94H222V93H221ZM78 95H79V94H78ZM82 95H83V94H82ZM105 95H104L103 97H105ZM107 95H106V97H107ZM120 95H121V93H120ZM149 95H151L153 98L150 97ZM181 95H182V94H181ZM185 95H186V94H185ZM195 95H196V94H195ZM206 95H207V94H206ZM222 95H223V94H222ZM225 95H226V94H225ZM231 95H233V94H231ZM231 95H230V96H231ZM79 96H80V95H79ZM79 96H78V98H79ZM94 96H95V95H94ZM94 96H93V98H94ZM97 96H99V95H97ZM97 96H96V97H97ZM114 96H115V95H114ZM148 96L150 97V99H149ZM157 96H155V97L157 98ZM167 96H168V94H167ZM177 96H178V95H177ZM208 96H209V95H207V97H208ZM230 96L226 97V98H227L226 100L229 101V102L231 101V102H233L234 104H236L237 101H236V99L234 98V96H233L232 98H231ZM56 97H57V96H56ZM56 97H54V99H56V100H60V99H58V98H56ZM63 97H64V96H63ZM67 97H68V96H67ZM85 97L88 98L87 95H86ZM85 97H84V98H85ZM91 97H92V96H91ZM91 97H90V99L92 100V103H93V102H96V103L98 102V100H96V99L93 100V98H91ZM108 97H109V95H108ZM108 97H107V98H108ZM121 97H123V96L121 95ZM121 97L119 96V97H117V98L122 99ZM124 97H125V96H124ZM124 97H123V99H124ZM134 97H135V96H134ZM138 97H139V96H138ZM145 97H144V100H143V101H145ZM162 97H163V94H162L161 98H162ZM187 97L191 98L190 96H187ZM193 97H194V96H193ZM200 97H201V96H200ZM205 97H206V96H205ZM214 97H215V96H213V98H214ZM216 97H217V95H216ZM69 98H71V97H69ZM111 98H112V97H111ZM111 98H110V99H111ZM136 98H137V97H136ZM139 98H140V97H139ZM142 98H143V97H142ZM142 98H141L139 101H142ZM172 98H173V97H172ZM203 98H204V97H203ZM211 98H212V95H211L210 99H211ZM217 98H218V97H217ZM219 98H220V96H219ZM222 98H223V97H222ZM65 99H66V98H65ZM72 99H73V98H72ZM98 99H99V98H98ZM103 99H105V98H103ZM103 99L101 98L102 101H103ZM120 99H118V100L120 101ZM132 99H134V98H132ZM163 99H164V98H163ZM166 99H167V98H166ZM174 99H175V98H174ZM176 99H177V98H176ZM192 99H194V98H192ZM81 100H82V99L80 98V101H81ZM95 100H96V101H95ZM105 100H106V99H105ZM124 100H125V99H124ZM128 100H129V99H128ZM169 100H170V99H169ZM169 100H168V101H169ZM185 100H186V99H185ZM194 100H196V99H194ZM64 101H65V100H64ZM73 101H74V100H73ZM80 101H79V103H80ZM83 101H84V100H83ZM83 101H82V102H83ZM85 101H86V99H85ZM99 101H100V100H99ZM108 101H109V100H108ZM116 101H117V100H116ZM116 101H114V102H116ZM129 101H130V100H129ZM135 101H137V99H135ZM143 101H142V102H143ZM148 101H147V102H148ZM171 101H172V100H171ZM183 101H184V100H183ZM197 101H198V100H197ZM51 102H53V101H51ZM67 102H69V101H67ZM90 102H91V101H89V103H90ZM103 102H104V101H103ZM105 102H106V101H105ZM105 102H104V103H105ZM109 102H110V101H109ZM132 102H133V101H132ZM145 102H146V101H145ZM153 102H152L151 104L154 106L155 104H153ZM163 102H164L163 100H162V101L160 100V103H163ZM172 102H173V101H172ZM199 102H200V101H199ZM206 102H207V101H206ZM208 102H209V101H208ZM238 102H239V101H238ZM60 103H61V102H60ZM65 103H66V102H65ZM83 103H84V102H83ZM87 103H88V102H87ZM87 103L85 104L86 107H87ZM92 103H91V104H92ZM100 103H101V102H100ZM118 103H119V102H118ZM120 103H121V102H120ZM122 103H123V102H122ZM125 103H127V102H125ZM128 103H129V102H128ZM128 103H127V104H128ZM130 103H131V101H130ZM136 103H137V102H136ZM165 103H166V101H165ZM167 103H168V102H167ZM183 103H184V102H183ZM187 103H188V102H187ZM56 104H58V102H56ZM81 104H82V103H81ZM98 104H99V103H98ZM98 104H97V107H98ZM102 104H103V103H101L100 105H102ZM106 104H107V103H106ZM108 104H109V103H108ZM112 104H113V102H112ZM112 104H110V105H112ZM133 104H134V103H133ZM142 104H143V103H142ZM158 104H159V103H158ZM180 104H181V103H180ZM48 105H49V104H48ZM51 105H52V104H51ZM71 105H72V104H71ZM73 105H75V104H73ZM73 105H72V106H73ZM83 105H84V104H83ZM130 105H131V104H130ZM137 105H138V104H137ZM139 105H140V104H139ZM152 105H151V109H154V110L156 111L157 108H154L155 106L152 108ZM161 105H163V104H161ZM161 105H160V107L163 109L165 106H164V105L161 106ZM168 105H169V107H170V106L172 107L171 103H168ZM173 105H174V103H173ZM175 105H176V104H175ZM61 106H63V109H66V107L64 108V104L62 105V103H61L60 105H59V104L56 105L55 107L61 108ZM76 106H77V104H76ZM80 106H81V105H80ZM103 106H104V105H103ZM112 106H113V105H112ZM114 106H117L116 103H115ZM114 106H113V108H114ZM125 106H127V105L125 104ZM69 107H71V106H69ZM89 107H91V105L88 106L87 108L89 109ZM128 107H129V106H128ZM132 107H133V106H132ZM132 107H131V108H132ZM140 107H141V105H140ZM160 107H159V111H160ZM173 107H174V106H173ZM205 107H206V106H205ZM245 107H246V106H245ZM50 108H51V107H50ZM76 108H77V107H76ZM92 108H94V106H93ZM92 108H90V109L93 110ZM107 108H108V107H107ZM113 108H112V109H113ZM115 108H116V107H115ZM115 108H114V109H115ZM117 108H118V107H117ZM129 108H130V107H129ZM138 108H139V107H137V109H138ZM179 108H180V107H179ZM37 109H39V108H37ZM70 109H72V108H70ZM70 109H69V111H71ZM74 109H75V108H74ZM94 109H96L95 112L98 113V112H97V111H98V108H94ZM103 109H104V108H103ZM108 109H109V108H108ZM108 109H107V111H108ZM137 109H135L136 112H137ZM165 109H167V106H166ZM170 109H171V108H170ZM176 109H177V108H176ZM176 109H175V110H176ZM186 109H187V108H186ZM59 110H60V109H59ZM101 110H102V109H101ZM131 110H132V109H131ZM131 110H130V112H131ZM145 110H146V109H145ZM145 110H144V111H145ZM171 110H172V109H171ZM171 110H170V111H171ZM180 110H181V109H180ZM183 110H184V109H182V111H183ZM38 111H39V110H38ZM38 111H37V112H38ZM46 111H47V110H46ZM62 111H63V110H62ZM78 111H79V110H78ZM87 111H88V110H87ZM87 111H86V112H87ZM104 111H106V108H105V110H103V112H104ZM107 111L105 112L106 115L109 113V112L107 113ZM113 111H114V110H113ZM117 111H119V110H117ZM117 111H116V112H117ZM121 111H122V109H121ZM124 111H125V109H124ZM126 111H128V109H127ZM133 111H134V110H133ZM133 111H132V112H133ZM138 111H140V110H138ZM144 111H143V112H144ZM151 111H152V110H151ZM198 111H199V110H198ZM42 112H43V111H40V113H42ZM51 112H52V111H51ZM76 112H77V109H76ZM84 112H85V111H84ZM84 112H83V114H84ZM110 112H111V111H110ZM134 112H135V111H134ZM143 112H142V113H143ZM145 112H147V111H145ZM156 112H158V109H157ZM161 112H163V114H164L165 111L161 110ZM167 112L169 113V111H167ZM193 112H194V111H193ZM43 113L46 114L45 111H44ZM64 113H67V110H64ZM69 113H70V112H69ZM74 113H75V112H74ZM111 113L113 114V112H111ZM120 113H121V112H120ZM128 113H129V112H128ZM128 113H127V114H128ZM138 113H139V112H137V114H138ZM182 113H183V112H182ZM45 114H44V115H45ZM70 114H72V113H70ZM70 114H69V115H70ZM87 114H88V112H87ZM87 114H86V115H87ZM99 114H100V110H99ZM103 114H104V113H103ZM115 114H116V113H115ZM140 114H141V112H140ZM140 114H139V116H140ZM146 114H147V113H146ZM146 114H145V115H146ZM148 114H149V112H148ZM156 114H157V116H160V115H161V117H162V114H161V113H156ZM158 114H159V115H158ZM179 114H180V113H179ZM185 114H187V111L185 112ZM44 115L42 116V114H41V115H39V116L45 117ZM69 115H68V116H69ZM73 115H74V114H73ZM73 115H72V116H73ZM88 115H89V114H88ZM109 115H110V113H109ZM134 115H135V114H134ZM143 115H144V113H143ZM176 115H177V114H176ZM180 115H181V114H180ZM187 115H188V114H187ZM107 116H108V115H107ZM120 116H121V115H120ZM122 116H124V115H122ZM125 116H126V114H125ZM127 116L130 117L131 115L128 114ZM189 116H190V115H189ZM198 116H199V115H198ZM222 116H223V115H222ZM90 117H91V116H90ZM101 117H103V115H102ZM104 117H106V116H104ZM104 117H103L102 119H104ZM113 117H114V116H113ZM134 117H135V116H134ZM161 117H159V118H161ZM176 117H177V116H176ZM178 117H179V116H178ZM178 117H177V118H178ZM191 117H192V116H191ZM193 117H194V115H193ZM52 118H53V117H52ZM63 118H67V117L64 116ZM78 118H79V116H78ZM81 118H82V116H81ZM115 118H116V117H115ZM115 118H113V119L116 120ZM126 118H127V117H126ZM145 118H146V117H145ZM183 118H184V117H183ZM222 118H223V117H222ZM79 119H80V118H79ZM95 119H96V118H95ZM108 119H109V118H108ZM108 119H107V120H108ZM113 119H112V120H113ZM131 119H132V116H131ZM135 119H140V118H137V117H136ZM141 119H142V118H141ZM163 119H165V118H163ZM166 119H167V118H166ZM178 119H179V118H178ZM83 120H84V117H83ZM88 120H89V119H88ZM110 120H111V119H110ZM127 120H128V119H127ZM143 120H144V119H142V121H143ZM145 120H146V119H145ZM145 120H144V121H145ZM147 120H148V119H147ZM147 120H146V122H147ZM152 120H153V119H152ZM182 120H185V119H182ZM221 120H222V119H221ZM226 120H227V119H226ZM79 121H80V120H79ZM85 121L87 122L86 119H85ZM100 121H101V120H100ZM120 121H121V120H120ZM128 121H129V120H128ZM134 121H136V120H134ZM148 121H149V120H148ZM153 121H154V120H153ZM153 121H152V122H153ZM167 121H168V120H167ZM89 122H91V121H89ZM97 122H98V120H97ZM101 122L103 123V121H101ZM101 122H100V123H101ZM104 122H105V120H104ZM106 122H107V121H106ZM111 122H114V121H111ZM140 122H141V121H139V124H140ZM164 122H165V121H164ZM170 122H171V120H170ZM170 122L168 121V122H165V123H168V124H169ZM172 122H173V121H172ZM178 122H180V120H179ZM220 122H221V121H220ZM82 123H83V122H82ZM102 123H101V124H102ZM107 123H108V122H107ZM117 123H118V122H117ZM128 123H130V122H128ZM156 123H157V122H156ZM199 123H200V122H199ZM214 123H215V122H214ZM92 124H94V122H92ZM109 124H110V123H109ZM111 124H112V123H111ZM123 124H125V123H123ZM150 124H151V122H150ZM157 124H158V123H157ZM163 124H164V123H163ZM170 124H171V123H170ZM173 124H175V120H174V122L172 123V125H173ZM178 124H180V123H178ZM178 124H177V125H178ZM182 124H183V123H182ZM186 124H187V126H188V123H186ZM211 124H212V123H211ZM84 125H85V123H84ZM95 125H96V124H95ZM113 125H114V124H113ZM113 125H111V127H112ZM116 125H117V124H116ZM116 125H115V126H116ZM129 125H130V124H129ZM129 125L127 124L126 126L129 127ZM141 125H143V124L141 123ZM144 125L147 126L146 123H145ZM144 125H143V126H144ZM158 125H159V124H158ZM172 125H171V126H172ZM175 125H176V124H175ZM175 125H173V126H175ZM203 125H204V124H203ZM91 126H92V125H91ZM102 126H103V125H102ZM104 126H108V125H105V124H104ZM131 126H132V125H131ZM133 126H134V129H135V125H133ZM133 126H132V127H133ZM145 126H144V127L141 126V127L144 128V130H145V129H148V128L145 127ZM165 126H166V125H165ZM178 126H179V125H178ZM181 126H182V125H181ZM200 126H201V125H200ZM215 126H217V125H215ZM78 127H79V125H78ZM88 127H89V126H88ZM88 127H86V130H87ZM92 127H93V126H92ZM95 127H96V126H95ZM108 127H109V126H108ZM127 127H126V128L124 127V129L126 130ZM217 127H218V126H217ZM80 128H81V127H79V129H78L79 131H80ZM121 128H122V127H121ZM136 128H137V127H136ZM158 128H164V127H162V126L160 125V127H158ZM158 128H156V129H158ZM214 128H215V127H214ZM83 129H84V128H83ZM89 129H91V127H90ZM134 129H133V131H134ZM138 129H141V128L139 127ZM150 129H151V130H150ZM171 129H172V128H171ZM209 129H210V128H209ZM81 130H82V129H81ZM107 130H108V129H107ZM116 130H117V128H116ZM120 130H121V129H120ZM127 130H128V129H127ZM129 130H130V129H129ZM142 130H143V129H142ZM142 130H141V131H142ZM149 130H150V132L152 131L151 133H154L152 127L149 128ZM159 130H161V129H158V132H157L158 134H159ZM164 130L166 131L165 128H164ZM82 131H83V130H82ZM110 131H111V128H110ZM112 131H113V130H112ZM114 131H115V130H114ZM135 131H136V130H135ZM135 131H134V133H135ZM154 131H155V130H154ZM156 131H157V130H156ZM210 131H211V129H210ZM98 132H99V131H98ZM117 132H118V131H117ZM137 132H139V131H137ZM142 132H143V131H142ZM145 132H146V131H145ZM147 132H148V130H147ZM162 132H163V131H162ZM215 132H216V131H215ZM96 133H97V132H96ZM99 133H100V132H99ZM114 133H115V132H114ZM118 133H119V132H118ZM157 133H154V134L156 135ZM168 133L171 134L172 132L170 133V131H168ZM205 133H206V132H205ZM205 133H204V135H205ZM84 134H85V133H84ZM103 134L105 135V136H103V137H106V134H107V133H103ZM111 134H112V133H111ZM111 134H109V135H111ZM115 134H116V133H115ZM130 134H131V133H130ZM169 134H167V135H169ZM101 135H102V134H101ZM107 135H108V134H107ZM112 135H113V134H112ZM112 135H111V136H112ZM152 135H153V134H150V139H152V138H151ZM162 135H163V133H162ZM164 135H165V134H164ZM111 136H110V137H111ZM115 136H116V135H115ZM115 136H114V137H115ZM118 136H119V135H118ZM145 136H146V134H145ZM173 136H174V135H173ZM173 136H172V137H173ZM205 136H206V135H205ZM108 137H109V136H108ZM142 137H143V135H142ZM167 137H168V136H167ZM167 137H166V138H167ZM206 137H207V136H206ZM121 138H123V137L121 136ZM121 138H120V139H121ZM169 138H171V136H169ZM211 138H212V137H211ZM89 139H90V138H89ZM104 139H105V138H104ZM109 139H110V138H109ZM111 139H112V138H111ZM136 139H139V138H136ZM140 139H141V138H140ZM140 139H139V140H140ZM148 139H149V138H148ZM155 139H157V138H155ZM155 139H153V140L156 141ZM174 139H176V138H173L172 141H173V143L175 142L174 145H176V142L180 141V139H179L178 141H175ZM212 139H213V138H212ZM214 139H215V138H214ZM218 139H220V138H218ZM106 140H107V139H106ZM117 140H118V138H117ZM146 140H147V139H146ZM146 140H145V141H146ZM176 140H177V139H176ZM183 140H184V139H183ZM215 140H216V139H215ZM224 140H225V139H224ZM89 141H90V140H89ZM112 141H113V139H112ZM121 141H122V140H121ZM124 141H125V140H124ZM150 141H151V140H150ZM163 141H164V139H163ZM172 141L170 140L169 142H172ZM142 142H143V141H142ZM166 142H168V141L166 140ZM169 142H168V145L171 144V143H169ZM181 142H182V141H181ZM181 142H180L179 145H184V147H186V146H185L186 144H182ZM219 142H220V141H219ZM139 143H140V142H139ZM144 143H146V142H144ZM173 143H172V144H173ZM178 143H179V142H178ZM142 144H143V143H142ZM146 144H148V143H146ZM166 144H167V143H166ZM166 144H165V145H166ZM172 144H171V146L173 147L174 145H172ZM192 144H193V143H192ZM216 144H219V143H216ZM139 145H140V144H139ZM150 145H151V144H150ZM150 145H149V146H150ZM177 145H178V144H177ZM177 145H176V146H177ZM193 145H194V144H193ZM221 145H222V144H221ZM136 146H137V145H136ZM142 146H143V145H142ZM169 146H170V145H169ZM187 146L190 148L189 145H187ZM116 147H118V145H117ZM132 147H134V145H132ZM138 147L140 148V146H138ZM143 147H144V146H143ZM145 147H146V146H145ZM153 147H154V146H153ZM174 147H175V146H174ZM191 147H192V146H191ZM166 148H168V146H167ZM189 148H188V149H189ZM215 148H216V147H215ZM215 148H214V151H215ZM135 149H136V148H135ZM149 149H151V148H148L147 150H149ZM152 149H153V148H152ZM164 149H165V147H164ZM238 149H239V148H238ZM143 150H144V148H143ZM153 150H154V149H153ZM169 150H170V149H169ZM216 150H217V149H216ZM234 150H235V149H234ZM158 151H159V150H158ZM161 151H163V150H161ZM161 151H160V152H161ZM188 151H189V150H188ZM137 152H138V151H137ZM145 152H146V151H145ZM209 152H210V151H209ZM147 153H149V151H148ZM150 153H151V152H150ZM153 154H154V153H153ZM155 154H156V153H155ZM183 154H184V153H183ZM151 155H152V154H151ZM176 155H178V154H176ZM184 155H185V154H184ZM228 155H229V154H228ZM148 156H149V155H148ZM223 156H224V155H223ZM153 157H154V156H153ZM182 157H183V156H182ZM182 157H181V158H182ZM205 157H206V156H205ZM209 157H210V155H209ZM212 157H213V156H212ZM232 159H233V158H232ZM210 160H211V159H210ZM225 160H226V159H225ZM227 160H228V159H227ZM205 161H208V160L205 159ZM232 163H233V162H232ZM185 165H186V164H185ZM218 171H219V169H218ZM220 173H221V171H220ZM218 175H219V174H218ZM220 175H221V174H220ZM220 175H219V177H221ZM222 176H223V175H222ZM216 177H218V176L216 175ZM219 177H218V178H219ZM237 181H238V180H237ZM117 188H118V187H115V190H116ZM111 189H112V188H111ZM113 191H114V190H113ZM249 200H251V199H249ZM122 215H124V214H122ZM117 218H118V217H117ZM120 218H121V217H120ZM109 221H110V220H109ZM109 221H108V222H109ZM110 222H111V221H110ZM109 224L111 225V223H109ZM95 230H96V231H95ZM95 230L92 229L90 232H91L92 234L96 235V234H98L99 231H98L97 229H95ZM94 231H95V232H94ZM93 232H94V233H93ZM96 232H97V233H96ZM115 232H116V231H115ZM122 233H123V232H122ZM117 245H118V244H117ZM117 245L114 246L116 250H117V248H122V246H123L124 244H122V245L120 244V246L118 245L119 247H117ZM116 247H117V248H116ZM124 247H125V246H124ZM113 249H114V248H113ZM109 254H110V253H109ZM110 255H111V254H110ZM97 256H98V254H97V252H96V257H97ZM94 257H95V256H94ZM98 259H100L99 256H98Z\"/></svg>",
    "mask_w": 264,
    "mask_h": 264
}]
</instances>
